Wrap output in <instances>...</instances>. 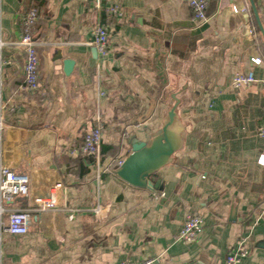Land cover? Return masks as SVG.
Wrapping results in <instances>:
<instances>
[{
  "label": "crops",
  "instance_id": "crops-1",
  "mask_svg": "<svg viewBox=\"0 0 264 264\" xmlns=\"http://www.w3.org/2000/svg\"><path fill=\"white\" fill-rule=\"evenodd\" d=\"M264 25V0H255ZM38 6L40 90H23L26 55L15 42L21 16ZM0 0L2 161L29 174L31 192L10 204L30 212L29 232H3L2 264H222L244 237L264 264V85L236 89L232 78H264V36L250 0H210V20L192 22L188 0ZM117 5L121 16L106 6ZM249 7L234 12L233 6ZM97 23L110 25L108 54L88 42ZM261 58L254 64L252 58ZM75 61L70 74L64 61ZM174 86V90L167 89ZM186 134L182 148L135 187L115 174L132 142L149 140L174 103ZM104 119L100 164L73 153ZM58 181V205L38 210ZM100 207L99 211L93 209ZM205 224L195 242L179 238L186 214Z\"/></svg>",
  "mask_w": 264,
  "mask_h": 264
},
{
  "label": "built area",
  "instance_id": "built-area-1",
  "mask_svg": "<svg viewBox=\"0 0 264 264\" xmlns=\"http://www.w3.org/2000/svg\"><path fill=\"white\" fill-rule=\"evenodd\" d=\"M192 8V22L196 28H200L207 24L210 17L207 14V8L210 0H188ZM94 7L98 10L102 9V0H94ZM106 11L110 15L121 16L122 10L117 5L106 6ZM249 7L240 8L233 6L234 12L249 11ZM40 12L36 6H31L21 16L22 34L15 44L24 48L26 55L25 64V84L23 90L28 92H36L40 90V57L38 53V42L34 36V26L38 22ZM110 37V25L107 23H97L92 29V39L88 42L92 45L99 56L105 57L108 54V43ZM5 42L2 39L1 16H0V70L2 50ZM254 64H260L261 58H252ZM256 81H260L264 85V78L258 79L253 70L247 72H238L232 78V85L239 89L248 86ZM2 81L0 79V88ZM5 119L0 103V264H2L3 250L1 247V239L3 232L12 235H26L29 232L30 212L28 209H15L10 206L17 197L28 196L31 192V178L25 172L16 171L5 165L2 161V139L5 129ZM104 134V119L99 114L97 123L91 127L85 134L82 144L74 148L73 153L84 156L93 157L97 164H100L102 158V143ZM258 135L264 138V123L258 129ZM120 160L118 164H121ZM259 162L264 164V154L259 157ZM117 164V165H118ZM63 182H56L49 190L47 196H39L35 198L38 210L53 209L58 205L57 195ZM99 211L100 207L93 209ZM205 224L204 217L197 212H189L186 214L185 221L179 233V238L185 242H195L203 230ZM248 238L244 237L234 248L230 250L225 261L222 264H241L247 258L251 249L247 244ZM119 264H158L157 257H151L138 261L123 260Z\"/></svg>",
  "mask_w": 264,
  "mask_h": 264
},
{
  "label": "water",
  "instance_id": "water-1",
  "mask_svg": "<svg viewBox=\"0 0 264 264\" xmlns=\"http://www.w3.org/2000/svg\"><path fill=\"white\" fill-rule=\"evenodd\" d=\"M250 4L264 36V25L255 0H250ZM74 63L75 61L71 58L65 59L67 74L72 71ZM168 90H174V86L168 88L167 92ZM172 98L174 103L168 110L163 125L152 132L151 138L147 141L134 139L130 154L121 164L115 166V174L135 187L154 188L157 186L152 176L167 165L183 146L186 130L178 112L181 100L177 92L172 93Z\"/></svg>",
  "mask_w": 264,
  "mask_h": 264
},
{
  "label": "trees",
  "instance_id": "trees-1",
  "mask_svg": "<svg viewBox=\"0 0 264 264\" xmlns=\"http://www.w3.org/2000/svg\"><path fill=\"white\" fill-rule=\"evenodd\" d=\"M37 7V9H38V11H39V7L38 6H36Z\"/></svg>",
  "mask_w": 264,
  "mask_h": 264
}]
</instances>
